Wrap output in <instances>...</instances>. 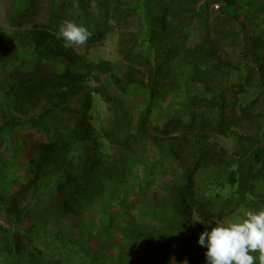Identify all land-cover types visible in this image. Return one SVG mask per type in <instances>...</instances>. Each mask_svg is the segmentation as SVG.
<instances>
[{"label":"trees","instance_id":"trees-1","mask_svg":"<svg viewBox=\"0 0 264 264\" xmlns=\"http://www.w3.org/2000/svg\"><path fill=\"white\" fill-rule=\"evenodd\" d=\"M24 1L9 11L11 28L0 25V212L11 226L0 224V264L25 254L32 264H63L36 238L65 219L104 264L134 263L146 246L140 257L161 247L162 264H197L211 220L264 208V112H255L264 99V0H115L84 53L66 46L59 26L84 24L109 0H51L47 20L30 26L40 0ZM134 16L141 30L120 32L121 65L90 55L109 26ZM200 24L205 34L193 44ZM234 51L246 64L236 65ZM151 62L165 64L158 76ZM244 67V81H226V68ZM96 98L108 107L101 130ZM180 99L192 115L174 108ZM16 145L24 163L1 157ZM105 202L111 213L87 220ZM149 227L166 241H145Z\"/></svg>","mask_w":264,"mask_h":264},{"label":"rangeland","instance_id":"rangeland-1","mask_svg":"<svg viewBox=\"0 0 264 264\" xmlns=\"http://www.w3.org/2000/svg\"><path fill=\"white\" fill-rule=\"evenodd\" d=\"M23 1V2H22ZM124 2H129L130 0H122ZM24 0H0V25L11 28L10 27V20H9V11L12 8L15 3H24ZM51 0H40L39 8L38 10L32 14V20L26 23V26H30L32 23H39V22H45L48 18V9H49V3ZM115 0H109L105 5L101 6L100 4L97 5L89 15L85 17L84 24H78L83 25L89 29V31L93 32L92 27H100L101 26V19L100 15L102 13L103 7H110ZM26 9L28 8L27 5H24ZM202 24V23H201ZM198 25L196 29L193 31V37H192V43L195 44L196 42H199L200 39L204 36V29L201 26ZM139 18L138 16L132 17L128 22L124 24V26L118 27L115 26H109L113 29V33L110 34L106 39H104L101 43L94 45L89 49L90 55L92 57H98L103 60H108L112 62H116L117 64L121 65V55L119 53V34L122 30H135L140 31L141 28L139 27ZM78 53H84L87 50V44L83 47L76 48ZM233 59L236 63V65H239L241 62L243 64H246L245 61H242L239 59L238 52H231ZM241 61V62H240ZM153 69L152 73H154L156 76H158L163 68H165L164 63H155L151 62ZM246 67V66H245ZM245 67L240 68H226L224 71V74L226 75V81H228L229 84L232 83H238L240 81H244L245 78ZM247 70V68H246ZM151 79L150 75H147V81ZM231 86V85H230ZM199 95H204V90L198 91ZM255 98V94H249L246 96L245 101H252ZM95 113L93 120L94 125L98 130L102 129V122L103 120H106V117L108 116V107L107 105L101 101L99 98H96L95 100ZM177 107L179 108V113L183 116L192 115V109L190 107L181 108V105H184L183 100H179L177 103ZM175 104V105H176ZM172 105V108L173 106ZM255 112H264V99L260 98L259 102L256 104ZM98 116L100 117L98 121H96V118L98 119ZM2 124L1 116H0V125ZM218 143H220L221 146L225 147L226 149L232 150L234 147V143L230 139L225 138H218ZM23 150V147L20 145L16 146H6L4 150L1 153V157L5 159H18L20 163H24V157L19 154L20 151ZM147 169L146 166H143V170ZM142 173H138V177L140 179H143V176H147L146 171H141ZM140 186V180L135 179L134 180V189L133 193H131L129 196L134 201L137 200L138 197H136V190ZM112 207H115V204L112 202H105L102 203L99 206H95L91 211L87 213V220L93 221L96 218H99L101 216H107L111 213ZM125 215V213H120L118 216H116V220L118 218H121ZM237 215H234L230 218L226 219H213L208 224L212 227H215V223H219L221 221H225L228 219H235ZM6 212L1 211L0 212V224L3 225L8 230L11 229V226L7 222L6 218ZM51 221V220H48ZM73 222L74 220L71 219H65L60 223V229L56 230L55 232L44 229L41 231L39 236L36 238V244L40 247H42L45 251L46 256L48 257H54V258H60L63 260V264H104V260L100 259L99 261L96 260V258L93 256V251L90 248L89 245L85 242V235L81 234L78 230L73 228ZM162 222H164L162 220ZM114 221H108V227L112 228L114 225ZM156 228L149 227L147 231V237L145 238V241L148 243H151V241H155V244L157 245V239L160 240L161 237H159L160 234L156 233ZM118 232H121L117 230ZM172 233L168 234V236L172 237ZM1 237V236H0ZM125 238L128 240L129 236L126 235ZM164 238V237H163ZM167 238H164L163 241H166ZM162 241V239L160 240ZM162 241V243H163ZM161 243V244H162ZM150 247L146 246L145 248ZM153 247V246H151ZM144 248V249H145ZM144 249H140V255L136 257V261L134 263H129L128 261H122L120 258L117 259L119 264H162L160 260V255L164 251L163 248L159 247V249L149 255L148 257H140L141 253ZM127 252V251H126ZM196 257H194L195 262L197 264H207L206 257L202 255L201 248L195 249ZM204 253V252H203ZM205 254V253H204ZM118 255L121 257L123 255V251H119ZM199 257V258H198ZM32 264L27 254L25 256L21 257L20 259L17 258H11L9 263L4 264Z\"/></svg>","mask_w":264,"mask_h":264},{"label":"clouds","instance_id":"clouds-1","mask_svg":"<svg viewBox=\"0 0 264 264\" xmlns=\"http://www.w3.org/2000/svg\"><path fill=\"white\" fill-rule=\"evenodd\" d=\"M58 35L66 46L78 48L87 44L92 33L83 25L65 20L59 26ZM195 223L205 221L198 219ZM215 224L198 239V244L207 248V264H264V208L242 210V215L235 219Z\"/></svg>","mask_w":264,"mask_h":264}]
</instances>
